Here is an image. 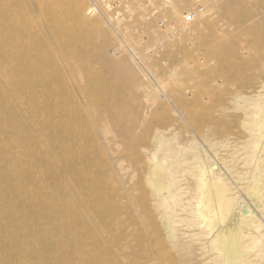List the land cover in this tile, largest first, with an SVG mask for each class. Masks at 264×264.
Wrapping results in <instances>:
<instances>
[{
	"label": "bare ground",
	"instance_id": "bare-ground-1",
	"mask_svg": "<svg viewBox=\"0 0 264 264\" xmlns=\"http://www.w3.org/2000/svg\"><path fill=\"white\" fill-rule=\"evenodd\" d=\"M37 1L42 3L44 0ZM49 1L58 6L67 2L70 17L81 23H89V19L101 13L100 6L109 7L106 0H98L99 5L95 8L88 6V0ZM164 1L167 13L173 22L178 23L182 10L179 3L183 1H178V4L173 0ZM244 3L245 0H215L210 4L208 10H216L213 15L229 19L230 29L222 33L207 63L203 64L206 61L203 59L202 65L196 64L193 66L196 68L191 69V62H188L184 66L189 69L183 71L198 77L202 66L210 68L221 80H216V85L210 86L211 92L223 88L225 82H232L234 93L229 98L232 111L224 109L223 112H235L242 119L238 123V136L245 135L244 140L239 138L233 142L225 139L217 141V144L210 140L205 144L207 142L214 151H229L234 156H230L233 160L244 156L243 164L254 168V176H251L253 182L248 188L257 201V207L259 204L263 207L260 213L264 217V5L257 3L250 7ZM20 7V0H0V264H205L210 260L214 264H264L263 225L257 221L254 213H245L236 207V199L221 174L210 176H214L208 169L210 167L202 165L205 162L202 150L194 147L193 143L188 146L189 141H186L187 145L180 142L182 129L171 136L158 129L160 131L153 141L154 147L150 151L144 148L148 152L147 161L140 166L136 155L142 151L139 150L137 130L126 131L127 136L122 135L123 143L119 145L108 137L112 129L110 131L105 123L102 124L101 132L108 143L107 149L115 151L113 155H117V158H112L114 171L110 168L101 175L89 169L90 177L95 178L99 183L98 188H101L95 196L101 194L102 198H96L95 205L90 204V195L80 189L87 183L79 175L80 160L82 154V157L91 155L98 160L102 157H97L102 152V146L92 132L89 112L75 104L67 78L60 71L56 52L30 19L23 22L19 18ZM47 13L50 20L52 10L49 9ZM213 15L207 11L200 20H211ZM91 21H94L92 27L98 28L95 20ZM51 27L54 41L74 72L73 64H77L80 58L84 62L83 68L97 62L112 76L126 73L127 79L134 80L136 77L125 58L117 55L110 59L107 56L110 44L103 34H97L94 30L79 38L85 45L90 43L91 38L96 41L88 49L76 47L65 27L59 24H51ZM154 34L155 30L148 28L143 40L151 41ZM213 43L211 46L216 44ZM197 59L201 61L199 56ZM232 65L236 67L235 70ZM174 69L173 75L176 77L181 67ZM75 76L84 82L82 75ZM176 80H169L173 82L170 86L168 84L172 88L170 95L176 102H181L184 97L177 88L179 80ZM158 95L149 93L148 97L156 101ZM177 111L179 121L185 120L187 124L184 111ZM99 116L109 122L115 119L109 108L97 111L92 115V121ZM192 156L198 162L191 160L193 165L187 163V167L186 161ZM232 158H229L230 161ZM200 161H203L202 164ZM180 168L189 170H185L184 174ZM114 172H118L122 188L126 190L123 206L114 196L113 183L118 181ZM186 172L188 175L190 172L196 182L192 194L191 190H186L188 182L185 188L180 181L183 178L186 180ZM245 173L237 175H242L243 180ZM62 188L66 189L64 194L60 192ZM149 189L154 195L166 238V246L163 248L161 244L160 251L154 252L149 250L150 242L139 221L138 199L141 192L147 193ZM188 193L191 198H187ZM179 211L188 213L187 217H184L186 214L179 216ZM107 212L110 215H106ZM180 223L188 228L199 227L201 234L198 239H188L182 232L183 228L179 230L183 226ZM91 225L93 232L87 234L85 230H91ZM76 231L80 233L79 236H76ZM88 237L89 240L97 238L96 245L86 243V247L91 245L92 258L89 260L87 257L90 255H86L85 259L81 257V260H77L74 258L76 250L84 246L83 240ZM195 243L198 251L208 245L211 255L205 256L204 252L197 254ZM61 247L65 249L62 254L59 252ZM99 252H104L102 257H99Z\"/></svg>",
	"mask_w": 264,
	"mask_h": 264
},
{
	"label": "rangeland",
	"instance_id": "rangeland-1",
	"mask_svg": "<svg viewBox=\"0 0 264 264\" xmlns=\"http://www.w3.org/2000/svg\"><path fill=\"white\" fill-rule=\"evenodd\" d=\"M96 1L98 0H93L91 1L92 3H90V0H88V6L93 8H95L96 6L98 7L99 5L98 3L94 5V2ZM106 1L108 2L109 7L105 8L104 6H100L101 13L91 18L92 20H95V22L97 23L96 25L98 28L96 29L92 27L93 25L91 23H93L94 21H91V19H89V23H81L70 17V6L68 5L67 2L60 3L58 6L55 5L53 1H49V0H44L42 3L37 0H20L21 7L18 8L19 12L17 14L23 22L31 20V22L35 24L38 31L47 39L51 47H53L54 51L56 52L55 56L59 63L60 71L62 72L64 77L67 78L66 80L69 84L68 87L74 95L73 97L75 104L81 107L85 112H89L87 114L91 122L90 125L93 127L92 132L94 134L95 139L97 138L99 144L102 146V152L99 153V155L97 156V157L99 156L102 157L99 159L97 158L98 160L94 159L95 156H91V155L82 157L83 156L82 154L80 160L81 163L79 165L80 167L79 175H81L84 179H86L87 183H85V186L82 188L77 186V189L79 191L81 189V191H84L87 194H89L90 204L95 205L96 198L100 200L102 199L100 197L101 194L95 196L96 192L100 191L101 188H98L99 183H97V180H94L95 178H92V176L90 177L89 169L90 172H92L91 169H93V171L101 175L104 174V172H107L108 169L110 168L114 171L113 165H115V163L112 161V158L113 160L116 159L117 155H113L115 154L113 153L115 151L113 150L111 151L110 149H107L108 143H106L107 141H105L106 140L105 137H102V132H101L103 127L102 124L105 123L106 126L110 128V131L112 129L111 131L112 133H110L108 137L111 141L113 140L114 142L119 143V145L123 143V137L127 136L125 135L126 131L128 130L138 131V132L136 131V134L139 140L138 141L139 150L140 152L142 151V153L136 156H138L139 158L138 162L140 163V166H144L145 161H147L146 157L148 152H145V150L147 149L146 151L148 150L150 151L151 149H153L154 147L153 141L160 130L162 132H165L166 135L171 136L175 131H179V129H182L179 134L181 135V138L179 137L180 142H183L184 144L187 145L186 141H189L188 146L189 143L190 144L193 143L192 145L194 147L198 146L197 149L200 148L202 150L205 162L202 161L203 164L201 161L200 162L202 165L206 164L207 165L206 167H210L208 169H211L214 175L212 176L211 174L210 176L216 177L219 174L222 175L226 183L230 186L231 192L236 199V207H239V209L244 210L245 213H247L248 211L254 213L257 221L263 225L261 232H264V217H262L260 213V210L263 207L261 206V204H259V208L257 207V201L252 196V193L248 188L250 187L249 185L250 182H253L252 177L254 176L255 173L253 171L254 168L250 169L249 166L243 164L244 156H238V159L236 158L237 160L236 159L233 160L234 156L229 151L226 152L224 149H218L217 151H214L212 147H210L209 144L207 143L210 140H211L210 142L213 143H215L216 141L215 144L225 139H229V141H233V142H237L239 138H241L242 141L244 140L243 137L245 135L241 134V136H238L240 135L238 134L239 132L238 123L239 120L242 119H239L240 117L236 116L235 112H228L227 114L223 112L224 109H230L232 111V105L229 102L230 101L229 98H231L232 93H234V90L232 91V82H225V86L223 88H221L218 91L214 90L215 92L212 91L213 92L212 94V92L209 91L210 86H214V84L216 85V80H218L217 82L221 80L217 74L211 72L210 68L202 66L200 69V75H198V77L187 75L183 71L189 69L188 67L184 66L188 62L189 63L191 62L190 63L192 67L191 69L196 68L193 67L196 64L202 65L201 62L203 61V59L206 60L205 62L203 61V64L207 63V59L210 57L213 47H216L217 43L220 41V37L222 33L229 31L230 29L229 19L225 17L216 16V14L213 15V13H215L216 10L215 8L214 9L210 8L208 10V13L212 12L213 16L211 20H207L208 18H204L203 20L197 21L192 26L190 35H187L183 31L181 20L178 23L173 22L172 18L167 12L166 13L168 14V22L170 23V25L165 31H162L155 28L151 22H146L149 20L145 18L149 16L150 9H148L147 7H145L144 9V6L143 5L140 6V2L138 0L132 1L131 3L132 8L129 9V11L128 10L123 11V16L117 13L115 14L113 11L114 9L112 7V4L109 3L108 0ZM173 1H175V3L178 4L179 3L178 1L181 0H173ZM257 3H263L264 5V0H245V3L243 5L252 7V5H256ZM179 4H181V6L183 7L184 2ZM137 8L139 9L143 8L142 9L143 11L142 10L139 11L137 10ZM49 9L52 10V13H50L52 14V16H50L51 17L50 20H48V13H47ZM124 21H127V23H124ZM51 24L52 25L59 24L62 27H65L68 31L70 39L71 38L73 39L76 47H87L88 49H91L93 45L96 43L95 40L91 38V40L89 41L90 43L85 45L82 41L79 40V38H83L86 33H90L94 30H96L94 32L97 34L98 33L103 34L104 36H106L107 41L110 44V47L107 51V56L110 59H114V57L116 58L117 55H118L117 57L121 56L125 58L129 63L131 70L136 73V77L134 78V80H131L130 78L127 79L126 77L128 76L126 73L119 76L118 75L112 76L109 74L107 70H105L97 62H93L91 67L83 68L82 65L84 64V62H82L80 58L77 64L75 65L73 64V67L75 68L77 73L74 72L71 64L68 63L66 56L63 54L61 49L58 48L57 43L54 41L55 38L53 35ZM132 25L135 27V29L139 28L140 31H135L134 29L130 30V27ZM148 28L151 29L153 28L155 30L154 37L152 38L151 41L143 40L145 38L144 35L146 36L147 34ZM180 29L182 30V32H178V30ZM147 37H149V35H147ZM213 42H215L216 44L214 46H211ZM207 46L208 48L206 51ZM202 47L204 49H202ZM200 50L204 54H201ZM205 51L207 54L205 53ZM199 53L201 54V56ZM198 56L199 58H201L199 59L201 60L199 61L200 63L198 62L197 59ZM176 65L181 67V72L175 77V75H173L174 73L173 70L175 71L174 67L176 68L177 67ZM234 68L236 67L234 66L233 69ZM247 70L250 71V69L248 68ZM78 74L82 75V77L84 78V82H80L77 79L75 75L78 76ZM176 79L179 80L178 81L179 86L177 85V88L184 97V99L181 102H176L175 100L172 99L170 95V91L172 90V88L169 86L173 82H169V80L174 81ZM196 79H198V81ZM196 82L198 87L196 86ZM164 83H167L165 84L166 86H164ZM185 87L188 89V91H186ZM161 88L162 89L165 88V90L164 89L162 90ZM134 89L136 91H138L137 89H139L140 92L139 91L136 92ZM154 89L155 90L157 89L156 92L157 94L160 95L157 96L158 98L156 99V101L155 98L154 100L152 99L156 103H154L151 100V98L148 97L149 93H152L155 96L157 95L155 94ZM152 90L154 93L152 92ZM161 93H163V95L165 96H163ZM201 99L204 100L201 101ZM151 102H153V104ZM126 106L129 107L130 109L127 108ZM107 108L112 109L113 111V115L115 119L112 122H109V120H105V118H101L102 116H99V118L94 117L95 119L97 118L98 120L96 119V121H92L91 119L92 115H95L97 111H102ZM124 108H126V110ZM180 108L182 109V111H184V117L187 121V124L185 123V120L179 121L178 119L179 117H177L176 113L178 112L177 110H181ZM131 112L132 113L134 112L133 115ZM192 123L194 124L192 125ZM156 127L158 128L156 129ZM158 129L160 130L158 131ZM241 132H243V130ZM190 133L193 135H190ZM194 140L195 142L198 141L199 144L197 142L198 144L197 145L194 142ZM205 141H207L206 144ZM203 145L206 146L202 147ZM207 145L211 148V150ZM144 148L146 149L144 150ZM230 156H232L233 158ZM91 157L93 158V162H94L93 164ZM189 157H188V162L186 161V164L188 163L190 165H193L191 160L193 161L196 159H194L193 156L191 157V159H189ZM229 158H232L233 162L230 161L231 159ZM235 160L237 164L235 163ZM238 161H240V163ZM193 162L197 163L198 161L196 160ZM231 162L235 164V166L232 165ZM188 164L187 167H189ZM185 166H180V167L184 168ZM230 166L231 167L234 166V167L231 169ZM181 168L180 170H182ZM185 170L184 169L182 170L183 173ZM244 171L247 173L244 174L245 178L243 176V180H242V175ZM183 173L180 171V174L184 176L185 173L184 174ZM238 173L240 174L242 173V175L238 176L237 175ZM114 174H115L114 175L115 178L116 176L118 178V181L113 183L114 184L113 190L115 192L114 196L116 198H119V202L123 206V204H125V199L123 197L126 194V190L122 188V184L118 172H114ZM180 174L179 176H182ZM189 175L192 178L189 177ZM189 175L188 173L185 175L186 176L185 179L186 180L188 179V181L184 180L183 176L181 177L183 179L180 181L183 184L182 186H184L185 188L186 185L188 186L189 189L186 188V190H191L190 194H192L195 190L196 182L194 181V177L190 174V172ZM245 179L247 180L245 181ZM187 182L188 184L185 185V183ZM189 184L191 186H189ZM107 187L109 188L111 186H107ZM181 187L179 188L181 189ZM185 188L182 187V189ZM65 190H66L65 188H62L60 190L61 194H64ZM148 191L149 192L147 193L141 192L140 197L138 199L139 209H140L139 211L141 213V216H139V221L141 223L143 233L147 235L148 242H150L149 250L151 252H154V251H160L161 244L163 248L166 246V238L164 234L165 233L164 227L162 226L161 220L159 218L160 216L158 214L159 212L154 195L152 194V191L150 189ZM188 194L186 195L187 198L188 197L191 198L192 196L190 194L188 196ZM179 213L178 215L182 217L183 214H186L184 215L185 218L187 217L188 214L184 212L181 213L180 211ZM106 215H110V214H108L107 212ZM180 224L183 225L185 228L183 226H181L180 228L179 226ZM180 224L178 225L179 226L178 228H180L179 230L183 228L182 232L183 231L185 232V236H187L188 239H194V240L198 239V237L201 234V229L199 227L188 228L184 223H180ZM90 229L91 230L89 229L85 230L87 234H89V231H92L94 229L92 225ZM79 235L80 233L77 232L76 236ZM83 241H84L83 242L84 246L78 247V249L76 250V254L74 256V258H76L77 260H81V257L85 259L86 255L89 256L92 251L90 244H94V245L97 244V238L95 237L91 240H89L88 237V239ZM86 243H90L89 244L90 246L86 247ZM63 246H64V242L62 243V247ZM62 247L59 250L61 254L64 253L65 250ZM197 248H198L197 244L195 243L194 250L197 254H201L204 252L205 256L211 255L208 245L203 247L204 250L200 248V250L202 251L196 250ZM102 253L104 252H99V257L103 256ZM97 255L98 253H96V256ZM87 258L90 260L92 258V255H90ZM75 262L81 263L83 261H75ZM206 263L211 264L212 260L208 262L206 261L205 264ZM212 264H214V262Z\"/></svg>",
	"mask_w": 264,
	"mask_h": 264
},
{
	"label": "built area",
	"instance_id": "built-area-1",
	"mask_svg": "<svg viewBox=\"0 0 264 264\" xmlns=\"http://www.w3.org/2000/svg\"><path fill=\"white\" fill-rule=\"evenodd\" d=\"M108 1L109 3L112 4L114 13L123 16V11H127V10L129 11L133 0H108ZM138 1L140 2V6L142 5L144 6V9L145 7L150 9L149 16L145 18L149 20L146 22H151L155 28L162 31H165L169 27L170 23L168 22V14L166 13L167 10L165 9L164 0H138ZM181 1L184 2V5L181 10V24L184 33L190 35L192 26L197 21L200 20L202 15H204L208 11L210 4L213 3L215 0H181ZM97 3L99 2L98 1L94 2V4ZM142 9L137 8V10L139 11ZM124 23H127V21H124ZM131 27L130 30L134 29L135 31H140L139 28L135 29L133 25Z\"/></svg>",
	"mask_w": 264,
	"mask_h": 264
}]
</instances>
